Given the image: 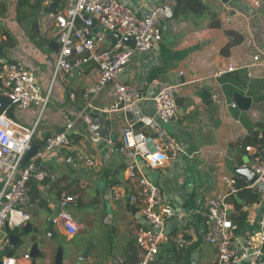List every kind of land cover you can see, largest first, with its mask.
<instances>
[{
	"label": "crops",
	"instance_id": "crops-1",
	"mask_svg": "<svg viewBox=\"0 0 264 264\" xmlns=\"http://www.w3.org/2000/svg\"><path fill=\"white\" fill-rule=\"evenodd\" d=\"M118 1L139 14H144L150 3H163L167 9L157 47L135 51L119 75L120 82L136 86L145 95L137 111L129 114L110 109L113 97L109 87L91 98L90 108L111 119V134L117 136L109 142L108 150V141L101 144L96 134L89 135L75 124L88 108L81 92L97 77L95 63H84L69 73L55 72L57 50L48 45L55 40L54 27L38 23L39 17L50 14L44 12L50 1L0 0V29L9 36V45L0 47L3 55L21 61L34 72L39 90L49 92L41 115L36 107L19 110L13 104L5 115L16 125H35L32 143L37 146L62 129L67 118L72 119L77 146L98 162L94 168L78 160L66 163L70 154L66 148L45 153L40 159L53 178L29 182V222L45 229V217L52 218L60 207V194L75 195L69 211L79 229L68 237L55 225L59 237L49 242L45 263L53 264L54 247L60 244L63 264H135V235L142 217L126 196L117 200L111 191L112 185L122 192L136 190L125 177L127 155L118 149L121 130L128 120L135 121V129H139L137 118L153 115L155 81L180 83L178 118L167 125V130L183 151L175 160L167 161L156 178L164 196L163 206L169 209L165 231L170 238L152 264H216V251L202 235L207 201L216 190L227 189L226 177L247 185L232 168L250 162L260 147L256 134L264 132V64L252 60L257 49L264 51V0ZM115 38V34H107L102 48L109 47ZM229 66L233 69L228 70ZM72 92L74 100L69 97ZM235 94L249 98V103L240 101L237 105ZM101 128L98 125L97 129ZM229 200L236 225L233 243L239 250L243 239L260 226L264 185L242 188ZM5 234L8 236L6 230ZM178 238L185 240L183 247L177 245ZM7 250L8 244L0 249V258L6 257ZM25 253L28 245L15 249L12 256L23 259ZM36 262L43 264L38 259ZM27 263L31 264V259ZM232 264H249V260Z\"/></svg>",
	"mask_w": 264,
	"mask_h": 264
},
{
	"label": "built area",
	"instance_id": "built-area-1",
	"mask_svg": "<svg viewBox=\"0 0 264 264\" xmlns=\"http://www.w3.org/2000/svg\"><path fill=\"white\" fill-rule=\"evenodd\" d=\"M166 9L163 3H150L146 5V12L139 14L118 0H64L55 14L39 17L38 23L45 28L54 27L53 35L59 44L55 72L62 70L69 73L84 63H95L97 77L86 84L81 92L89 108L91 98L109 87V94L113 97L110 109L132 114L146 97L136 86L120 82L119 75L135 51H150L157 47L161 40L160 23L166 16ZM86 15L96 19L97 29L90 26ZM109 33L118 34L119 37L109 47L102 48ZM122 37L130 38L132 46L125 44ZM252 60L253 63L264 64V51L257 49ZM232 69L233 66L228 67V70ZM155 83L157 91L152 96L153 115H140L137 118L141 124L139 129H135V121L128 120L121 130L118 145V149L127 155L126 180L135 184L136 190L122 192L115 185L111 186L114 199L126 196L142 217L135 235L138 248L135 264H152L162 244L170 238L165 231V213L169 209L163 206L161 187L150 180L146 170L163 171L166 162L175 160L183 151L167 130V125L178 118L177 96L181 84L163 81ZM0 90L12 100L17 109L36 107L39 115L46 107L49 97V92L42 93L39 90L33 71L21 61L6 55H0ZM69 97L74 100L75 94L72 92ZM72 128L73 120L67 118L63 128L46 137L34 155L24 162V155L33 144L35 125H16L4 112H0V249L8 244L6 234L3 235L6 227L14 230L30 221L29 182H43L53 178L47 164L40 159L45 153L66 148L70 150L65 158L66 163L78 160L89 168L97 166V160L84 154L77 146ZM256 140L260 144L257 153L250 162L242 164L249 165L254 170L256 180L240 187L235 178L226 177L224 181L228 183L227 189L216 190L207 201L202 235L216 251V264H232L239 259H248L249 264H264V211L259 228L243 239L239 250L233 243L236 225L229 212V198L232 195L242 188L259 189L264 185V132L257 133ZM73 201L74 195L61 193L60 207L52 217L54 225L68 237L79 229L69 211V205ZM176 241L179 247L184 246L183 238ZM24 257L19 259L7 256L2 258V264H28V253Z\"/></svg>",
	"mask_w": 264,
	"mask_h": 264
},
{
	"label": "water",
	"instance_id": "water-1",
	"mask_svg": "<svg viewBox=\"0 0 264 264\" xmlns=\"http://www.w3.org/2000/svg\"><path fill=\"white\" fill-rule=\"evenodd\" d=\"M48 6L44 9L45 13L55 14L62 0H49ZM222 3H228L229 0H220ZM90 26L93 27L96 24V19L93 16H85ZM116 37H119L118 34H115ZM121 40L132 46L133 41L130 38L122 37ZM51 48L58 50L59 44L56 40L50 41L48 44ZM236 104L244 103L247 105L249 103V98H243L238 94L234 95ZM12 104V100L4 95L0 94V112H4L9 105ZM76 125L83 127V130L89 135L91 133L96 134L100 138V143L104 141L107 142L108 150L110 148L109 141L116 140L117 136L111 134L112 121L107 117L103 112L92 110L91 108H85L82 112V115L75 120ZM98 125H102L101 129H97ZM38 146L32 144L31 148L24 155L23 161H27L31 156L34 155ZM234 173L241 178H244L247 184H252L257 175L254 170L249 166H234L232 168ZM147 175L151 181L157 182L156 178L158 176L157 170L147 169ZM43 226L45 229L40 227L33 226L32 223L26 222L17 232H10L9 228H5L8 233V250L5 252V256H11L15 249L23 245H28V255L31 259V264H36V260H41L43 264L45 263V253L48 252L49 242L57 239L59 237L55 225L52 221V218L49 216L45 217ZM41 245V246H40ZM0 264H2V258H0ZM53 264H63V247L58 244L54 247V257Z\"/></svg>",
	"mask_w": 264,
	"mask_h": 264
},
{
	"label": "trees",
	"instance_id": "trees-1",
	"mask_svg": "<svg viewBox=\"0 0 264 264\" xmlns=\"http://www.w3.org/2000/svg\"><path fill=\"white\" fill-rule=\"evenodd\" d=\"M4 35H6L5 40L2 39V36H4ZM6 45H9V36L5 32H2L1 29H0V47H2V46L5 47ZM0 55H3V52H2L1 49H0ZM237 185L240 186V187L244 186L243 184L239 183V181H237Z\"/></svg>",
	"mask_w": 264,
	"mask_h": 264
},
{
	"label": "rangeland",
	"instance_id": "rangeland-1",
	"mask_svg": "<svg viewBox=\"0 0 264 264\" xmlns=\"http://www.w3.org/2000/svg\"><path fill=\"white\" fill-rule=\"evenodd\" d=\"M76 201V196L74 195V201H73V203ZM71 213V212H70ZM72 215V214H71ZM73 216V215H72ZM76 220V219H75ZM137 258H138V256H137Z\"/></svg>",
	"mask_w": 264,
	"mask_h": 264
}]
</instances>
